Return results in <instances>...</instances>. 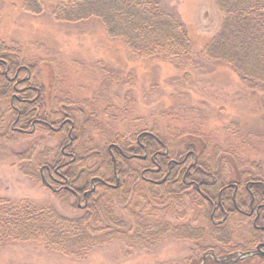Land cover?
<instances>
[{"label":"trees","instance_id":"16d2710c","mask_svg":"<svg viewBox=\"0 0 264 264\" xmlns=\"http://www.w3.org/2000/svg\"><path fill=\"white\" fill-rule=\"evenodd\" d=\"M19 1L27 14L39 16L47 11L43 0ZM212 1L220 22L198 51L193 50L187 27L175 8L158 0H54L48 15L59 24L98 23L105 36L120 40L133 59L162 60L180 69L205 62L224 64L247 88L264 94V0ZM41 62L0 38V128L6 110L12 108L20 109L19 121L24 128L31 120L58 125L55 134H65L57 143L69 155L56 152L50 158L49 154L36 157L33 167L39 169L44 164L42 175H47L52 186L53 174L64 175L69 185L83 174L87 189L91 188L90 178L102 181H94L93 191L85 198L78 190L83 205L75 204L81 214L74 218L64 217L48 203L0 200V249L10 242H33L80 261L95 245L118 236L112 226H123L124 220L116 216L113 201L126 202L125 210L136 221L153 217L157 210L164 215L187 201L193 212L190 222L184 223L188 227L185 235L193 238L190 253L180 263L160 264H264L263 255L240 258L236 254L264 244V170L255 159L245 156L243 146L225 150L198 132L160 137L155 126L125 134L108 130L87 100L56 97L51 111L45 112L44 87L38 74ZM91 130L99 131L103 138L95 154H90L94 149L88 147ZM8 136L7 131L4 138L8 140ZM144 150L146 159L132 156ZM92 156L98 158L94 159V169ZM120 158L125 163V181L119 176ZM158 166L159 171H155ZM152 221L136 223L138 230L131 245L139 241L149 246L155 236L166 235L169 224ZM220 258L224 260H216Z\"/></svg>","mask_w":264,"mask_h":264},{"label":"rangeland","instance_id":"374dc122","mask_svg":"<svg viewBox=\"0 0 264 264\" xmlns=\"http://www.w3.org/2000/svg\"><path fill=\"white\" fill-rule=\"evenodd\" d=\"M43 1L47 11L39 16L23 12L19 0L1 2L0 38L24 56L42 61L38 74L44 87L45 112L51 111L56 97L87 100L99 123L108 130L125 134L155 126L158 136L170 138L183 131L198 132L225 150L243 146L245 156L255 159L264 170V94L247 88L228 66L205 62L196 68L180 69L162 60L133 59L120 40L105 36L98 23L67 25L52 21L48 11L54 0ZM158 1L175 8L187 27L194 51L201 49L218 28L220 16L212 0ZM19 115L20 109H7L0 128V200L48 203L64 217H78L81 212L75 204L82 207V199L78 202L69 189L78 192L77 188L86 182L84 175L73 178L68 191H60L59 181L49 185L47 175H42L44 164L39 169L32 165L36 157L46 154L49 158L56 152L66 155L57 143L65 131L55 134L60 127L49 121L39 125L31 120V127L24 128ZM80 118L83 120V115ZM7 131L8 140L4 138ZM88 138L89 150L94 149L90 154H95L102 145V135L91 130ZM93 157L90 164L94 169V159L98 158ZM118 164L120 179L125 181L124 160L118 159ZM51 177L58 178L56 174ZM129 195L134 196L133 192ZM184 203L164 215L157 210L153 217L136 221L125 210L126 202L113 201L114 212L123 218L124 225H113L118 236L92 247L83 260L61 256L39 243L10 242L0 249V264L180 263L189 255L193 242L185 235L188 227H184L193 212L190 204ZM159 219L169 224L166 235L155 236L149 246L139 241L131 245L138 230L136 223Z\"/></svg>","mask_w":264,"mask_h":264},{"label":"flooded vegetation","instance_id":"af4514ba","mask_svg":"<svg viewBox=\"0 0 264 264\" xmlns=\"http://www.w3.org/2000/svg\"><path fill=\"white\" fill-rule=\"evenodd\" d=\"M153 137V136H152ZM67 156L69 155V153L67 152V153H65ZM133 157H136V158H138V159H146L147 158V152H146V150H144L143 151V153H142V155H132ZM126 157H130V156H126ZM159 169H160V166H158L157 167V169L155 170V171H159ZM150 169H148V168H143V171H149ZM154 169H151L150 171H153ZM169 173V172H168ZM115 179H116V181H118L119 180V177H118V175H117V173H115ZM60 178H61V180H60ZM102 181V179L101 178H99V177H92V178H90V182H91V188H89V189H87V188H85V186H86V184L85 183H83L79 188H77V190H80L81 191V194H82V196H83V198H85L86 197V195L88 194V193H90L91 191H93V189H94V181ZM148 180H150V179H148ZM59 181V186L62 188H67L68 189V186H69V181L67 180V178L66 177H64V175H58V178H56V179H54V182H58ZM152 181V180H151ZM106 185H108V186H114L113 184H111V183H106ZM69 191L70 192H72L74 195H76V198H77V201L79 202L80 201V196H79V193L77 192V191H75V190H73V189H69Z\"/></svg>","mask_w":264,"mask_h":264},{"label":"water","instance_id":"95a60500","mask_svg":"<svg viewBox=\"0 0 264 264\" xmlns=\"http://www.w3.org/2000/svg\"><path fill=\"white\" fill-rule=\"evenodd\" d=\"M142 134H145V135H150V136H153L154 135L150 132H143ZM264 247V244H258L256 246V248L254 250H250V251H247V252H237V257H247V256H250V255H255V254H260V255H263L264 256V251L261 250V248ZM218 261H223L224 258H221V259H216Z\"/></svg>","mask_w":264,"mask_h":264}]
</instances>
